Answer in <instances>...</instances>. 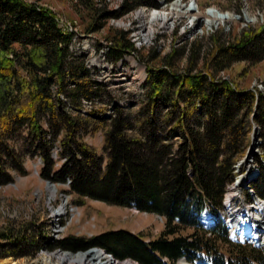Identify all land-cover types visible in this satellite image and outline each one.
<instances>
[{
    "label": "trees",
    "instance_id": "trees-1",
    "mask_svg": "<svg viewBox=\"0 0 264 264\" xmlns=\"http://www.w3.org/2000/svg\"><path fill=\"white\" fill-rule=\"evenodd\" d=\"M77 1L98 10V19L140 5V0H124L118 11L99 12L97 0ZM141 3L157 5L155 0ZM96 27L99 23L91 29ZM72 38L50 8L0 0V184L11 179L9 170L23 169L27 154H37L43 162L40 175L54 183L69 179L64 191L77 200L157 214L164 217V228L149 240L141 232L111 229L54 243L45 229L32 234L13 229L0 233L5 241L0 258L33 255L46 244L71 251L99 247L138 264H178L181 258L191 264H264V248L233 241L221 220L209 227L200 223L205 208L215 214L221 206L255 128L264 158V92L240 88L220 75L235 62L264 59V23L235 36L218 30L174 47L160 65L147 66L135 108L114 105L108 118L80 111L99 88L84 62L70 53ZM113 43L109 54L115 60L137 50L124 31L113 36ZM184 56L181 67L177 60ZM97 130L103 133V155L84 141ZM23 131L25 153L17 146ZM55 147L58 159L64 158L57 168ZM250 188L264 199L263 167Z\"/></svg>",
    "mask_w": 264,
    "mask_h": 264
},
{
    "label": "rangeland",
    "instance_id": "rangeland-1",
    "mask_svg": "<svg viewBox=\"0 0 264 264\" xmlns=\"http://www.w3.org/2000/svg\"><path fill=\"white\" fill-rule=\"evenodd\" d=\"M25 1L36 2L50 8L56 14L59 25L73 32V38L68 46L69 51L73 57L84 62L89 70V78L95 80L96 87L99 88V94L94 101L83 100L80 111L84 114L93 111L102 114L104 118L113 114L114 105L135 106L134 104L143 93L147 66L150 64L160 65L161 57L170 54L174 47H179L185 44L184 42H193L197 38H209L218 30L224 32V35L235 36L243 29L264 23V0H194L195 3L191 0H182L183 5H181L185 9L191 6L189 7L192 8L191 12L199 15L198 22L196 25L194 24V30L186 29L190 23L188 15V17L182 16L180 19H176L172 29L161 24L160 20L155 21L153 18V11L168 10L172 7L171 5L179 2L177 0H155L156 6L141 3L146 0H140V5H136L132 10L118 17L111 16L107 19H98V10L88 9L77 0ZM123 1L97 0L96 8L99 9V12L101 9L118 11L121 9ZM211 9L227 15L226 20L210 25L206 24L205 17ZM98 23V28L91 29L92 24L95 26ZM121 31L128 33V37L137 50L131 53L126 52L121 59L115 60L109 54V47L114 44L113 36L120 34ZM147 31H149V39L143 40L142 35L144 32L147 34ZM185 52L187 51L185 50ZM184 58L185 56L177 60V64L181 67L185 62ZM220 75L229 78L240 88L264 92V59L256 63L235 62ZM61 98L66 102L62 95ZM68 108H71L70 105L67 106ZM21 134L17 140V146L23 149L22 153H25L24 131ZM258 134L259 129L255 128L252 142L246 154L235 163L234 182L242 174H248L250 171L252 174L257 170L260 172V167L264 168V160L261 157L263 155L262 140ZM84 141L94 146L103 155L104 139L101 130L85 135ZM252 145L254 148L249 153ZM58 158L59 148L55 147L53 151L54 168L64 161V158ZM22 165V170H9L11 179L0 184V233L26 228L27 233L32 234L37 233L40 229H45L44 235L54 243L68 235L88 238L111 229L141 232L149 240L158 237L164 228L165 219L157 214L141 212L133 207L111 205L89 198L77 200L75 194L64 191L69 188L66 183H54L40 175L43 162L37 154H27ZM255 168L257 169L254 170ZM252 170L254 171L252 172ZM234 182L226 186V201L233 194L239 191H243L245 194L247 190L246 184L234 189ZM250 184L251 182H248V185ZM244 197L247 196L244 195ZM249 206L252 207V205ZM261 216L264 218V215ZM209 220L208 216L200 217V223L203 226H205V222L213 223L214 219ZM262 226L264 228V222ZM190 231V229L184 230L182 234ZM4 242L3 239H0L1 244ZM262 246L264 247V244ZM98 248L91 247L86 250L71 251L45 244L33 255L17 258L7 256L0 258V261L11 260L16 264H67L57 256L61 254L89 255L92 252H98L101 256L103 255L102 259L105 257L102 263L112 259L111 261L120 264H138L132 260L129 261V259L126 261L116 260L105 255ZM178 264L191 263L180 259Z\"/></svg>",
    "mask_w": 264,
    "mask_h": 264
},
{
    "label": "bare ground",
    "instance_id": "bare-ground-1",
    "mask_svg": "<svg viewBox=\"0 0 264 264\" xmlns=\"http://www.w3.org/2000/svg\"><path fill=\"white\" fill-rule=\"evenodd\" d=\"M171 6L172 7L168 10L162 9L160 11H153L154 13L153 18L155 19V21L160 20L161 24L171 27L173 25L172 20L180 19L182 16L188 15L189 22H190L188 26H190L191 28L195 27L196 22H198L199 15L191 12L192 8L188 7L187 9H185L184 6L178 3H175ZM226 16L227 15L221 14L218 11L215 12L211 9L210 11H208V15H206L205 17V22L206 24L210 25L211 23H217L218 21L220 22L222 20H226L227 18ZM142 39L143 40L149 39V31H147V34H145L144 32V34L142 35ZM250 176H251V171L248 174H245V175L242 174L238 178L239 183H240L239 186H241L244 182L248 181ZM261 208H264V205H261ZM262 214L264 215V209H262L261 213L254 215L253 217L254 219L251 222L249 221L250 223L248 221H245V223L244 222L242 223L240 219H237L234 217L233 212H231L230 210L229 216L232 219H234V223L236 224L235 226H237L236 230L233 229L234 233H238V235H241V236H248L249 238L259 239L264 242V236L261 235L264 232V228L262 226V223L264 222V218L261 216ZM102 256L98 252H92L89 255L61 254V255H58L57 257L60 260L67 262V264H120L119 262L111 261L112 259L111 260L108 259L109 257L107 258L108 260L105 263H102V261L105 259V257L102 259ZM0 264H16V263L11 260H1ZM123 264H129V263H123Z\"/></svg>",
    "mask_w": 264,
    "mask_h": 264
},
{
    "label": "built area",
    "instance_id": "built-area-1",
    "mask_svg": "<svg viewBox=\"0 0 264 264\" xmlns=\"http://www.w3.org/2000/svg\"><path fill=\"white\" fill-rule=\"evenodd\" d=\"M177 1H179L178 3L179 4H182L181 2H183L182 0H177ZM192 2H194V0H191ZM195 3V2H194ZM183 5V4H182ZM189 7H191V6H189ZM175 21H176V19H174V20H172V22H173V25L171 26V27H169V28H173L175 25ZM197 23V22H196ZM206 23V22H205ZM188 28V30H190L191 29V27L190 26H186V29ZM190 28V29H189ZM193 29V28H192ZM195 29V28H194ZM193 29V30H194ZM193 32V31H192ZM70 182V180H67V184ZM231 209L233 210L232 212H233V214H235V215H238V213H236L237 211H239L240 210V207H239V203H236V204H234L233 203V205L231 206ZM242 211V210H241ZM94 248H96V247H94ZM98 249H100L99 251H101V252H104V254L106 255H109L110 257H113L110 253H108V252H106V251H104L103 249H101V248H98ZM114 258V257H113ZM115 259V258H114ZM117 260V259H116Z\"/></svg>",
    "mask_w": 264,
    "mask_h": 264
},
{
    "label": "water",
    "instance_id": "water-1",
    "mask_svg": "<svg viewBox=\"0 0 264 264\" xmlns=\"http://www.w3.org/2000/svg\"><path fill=\"white\" fill-rule=\"evenodd\" d=\"M252 144H253V143H252ZM253 148H254V145H252L251 148L249 149V153L252 152Z\"/></svg>",
    "mask_w": 264,
    "mask_h": 264
}]
</instances>
